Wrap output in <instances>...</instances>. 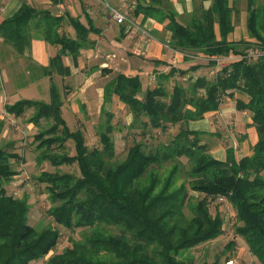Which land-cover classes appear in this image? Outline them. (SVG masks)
Segmentation results:
<instances>
[{"label": "trees", "instance_id": "16d2710c", "mask_svg": "<svg viewBox=\"0 0 264 264\" xmlns=\"http://www.w3.org/2000/svg\"><path fill=\"white\" fill-rule=\"evenodd\" d=\"M80 1L86 23L78 15L53 13L26 0L0 22L1 42L19 56L31 59L34 36L57 47L47 65L30 68L32 77H50L49 102L21 98L4 104L7 114L21 116L30 111L26 120L38 128L33 139L49 149L41 151V161L52 165L75 162L78 166L79 175L42 171L36 176L45 184L51 202L48 212L54 223L79 228L81 233L61 252L49 255L47 264H187L189 249L224 233L221 211L217 206L210 211L209 204L215 200L231 204L234 232L264 264V9L259 8L257 0H246L247 29L253 40L229 41L234 8L229 0H211L209 7L197 9L188 20L180 19L165 0H147L136 7L135 12L140 8L144 16L166 20L170 47L203 54L215 74L211 78H190L186 85L175 82L169 92L161 82L165 77L187 74L201 64L187 69L171 66L144 91L138 75L118 71L105 83L103 97L108 101L116 95L125 104L132 115L130 126L138 124L142 131L179 126L169 143L147 147L138 139L118 160L112 135L113 113L100 109L105 115L98 124L100 146L88 147L83 130L71 129L64 119L63 98L52 79L54 73L70 74L62 61L65 53L75 61L81 48L92 45L89 32L101 31ZM33 23V29L28 30ZM65 23L73 27L74 37L62 30ZM120 31L124 34L123 26ZM254 49L260 54H249ZM217 57L229 58L218 70ZM101 71L108 73L111 69L104 67ZM20 85L24 83L20 81ZM226 98L234 101L237 110L249 112L246 125L253 128L256 139L249 143V153L237 158L233 147H228L225 157L218 159L208 152L200 131L186 125L217 111ZM43 119L45 126L41 125ZM2 128L0 119V132ZM67 140L73 143L74 154L65 151ZM12 146L11 140L0 146V264H31L54 250L60 232L55 226L37 228L29 224V204L8 193L5 183L18 173L11 160L19 155ZM183 156L186 163L179 161ZM166 161L171 166L160 180L157 169ZM182 172L185 178L174 187L177 174ZM146 175L148 182L140 184ZM190 191L199 193L194 202ZM232 243L230 240L228 245ZM201 264H219V259Z\"/></svg>", "mask_w": 264, "mask_h": 264}, {"label": "rangeland", "instance_id": "374dc122", "mask_svg": "<svg viewBox=\"0 0 264 264\" xmlns=\"http://www.w3.org/2000/svg\"><path fill=\"white\" fill-rule=\"evenodd\" d=\"M67 2L68 3L66 4L64 0H43L42 3H39L37 0H30V3L36 5V7L47 8L53 13L63 14L66 12L65 10L69 9L73 11L74 9V14L81 15L82 19L85 21L84 15L81 11L80 1L67 0ZM91 2L97 3V5L101 7L100 11H102L103 13H109V17L112 19V25L115 26V31H118V23H116L115 20L111 17L106 2L114 6H117V4L113 0H83L85 8L94 5H89ZM245 2L246 0H235L233 3L231 0L230 4H235V7L237 9H240V7H245ZM257 2L260 5L264 2V0H257ZM58 3L60 4L58 5ZM122 3L126 5V7H123V11L127 12L126 14H131V10L129 8L131 0H121L119 5L121 6ZM1 16L0 22L3 19L1 18ZM34 23L28 27V30L33 29L32 26L34 25ZM68 27L69 24L67 23L65 25H62L61 28L63 31L69 32ZM240 33L242 35H240ZM243 33L244 32H242V27H240L237 28L235 33H233L232 35L235 38H240L243 35L245 36V34ZM143 34L145 36L142 39H148L149 37L151 38L148 31L146 30H137L136 37L138 38L139 35ZM245 38L241 40L249 41V39ZM248 38H250V40H253L250 35L248 36ZM137 42V40H134L130 48L131 51H129V53L135 55L136 53L134 52V50L135 48H137V56L139 55L145 58L143 54H141L143 48L138 45ZM46 43L48 45L46 48H48L49 50L45 49V51H43L44 54L54 53L56 51L53 50L54 45L50 44L47 41ZM141 43L143 45L145 44V42ZM118 45L119 44H117V46ZM118 47L122 48L121 46ZM35 48L40 55L39 45H36ZM124 51L120 50L119 53V55L123 54L120 56L122 59L130 56V54H127L128 51ZM196 55L198 57H194L193 59L202 64V67L198 71H196L195 74H203L209 78L213 77V75L215 74V68L207 64V58L203 54L198 53ZM115 57L120 60L119 56L117 55L109 57L111 65L110 69L113 70V73L119 71L121 63H119V60L116 61ZM134 60L137 61V58ZM228 60L229 59H227V61ZM140 62L147 63L149 65L154 63V61L151 60H145L144 62H142L141 59ZM90 66H92V63H90L89 61H85L83 62L81 67L85 71H87ZM0 67V119L3 121V128L0 132V146L6 142L8 143V141L11 140L13 142V150L16 151L19 155L18 159L11 160L13 167L17 170L18 173L14 175L11 180H8L5 183V187L8 193L17 196L18 198L26 201V203L29 204V224L34 225L37 228H42L45 226H55L59 229L60 236L54 250H51L45 257L31 262V264H47V257L49 255L61 252L65 246L71 245V238L77 239L80 237L81 233L79 228L68 229L60 225L58 226L54 223L52 217L48 212V208L50 207L51 202L48 199V192L44 187L45 184L44 182H39V179L37 180L36 176L41 175L42 171L58 173L70 172L79 175V170L77 163L75 162L72 164L52 165L45 159L41 161V151L43 152L49 149H47L46 147L38 146L37 141L33 139V135L38 130V128L37 126L33 125V123L30 124L26 120L30 111L21 116H15L13 114H7L4 110V104L14 103L16 100L21 98L32 100L38 99L49 102L50 77L48 75H40L38 76L37 80L30 81V78L32 77V71L30 70V68H36L32 59L17 55L10 46L3 44L1 40ZM143 69L145 70V67ZM5 72L8 74L11 81L8 80L7 82H3ZM140 72L141 73L137 75L141 81L143 79L144 86H146V83L150 85L156 84L155 77L157 78V74H154L153 76L152 73L149 72L145 78V74L143 73L144 71L142 72L140 70ZM79 75L81 78L83 77L82 74ZM60 76L61 75H59L58 73H54L52 75V79L56 83L62 98L64 97L65 106H63L62 112L64 119L71 129L77 127L83 128L85 141L88 147L91 148L94 146H100L98 140V124L103 121L105 117L104 113H101V106L98 105L100 97H94L92 99V102L89 104V101L87 99L83 98L79 93L75 92L78 87H81L84 84V81L81 78L74 80L73 78L62 76L66 79H64V81H61L59 78ZM170 77L171 78L166 79V81L163 80V83L166 86V90H168L169 92L171 91L172 86L175 82H181L186 85L189 84L190 80H192L190 79L192 78V75L190 76L185 74H177ZM103 80L107 81L108 78H104ZM20 81L24 83V85L16 86L14 84L15 82ZM68 84H71L74 89L72 94L69 95L68 93H70V91H65L64 93L62 90V88L65 89L66 85ZM61 86L63 87L61 88ZM221 106H225V108L230 109H232V107H235L234 101H232L231 99L228 100V98L224 99V101L221 103ZM107 109L108 110L106 111H111L113 113L112 123L114 124V130L112 132V135L115 141V159L118 160L124 157L127 148L136 140L141 139L147 147L160 145L161 143L166 144L170 142V140L174 137L179 129L178 125H172L166 131H161L159 128H152L150 130L142 131L141 127H139L140 125L138 124L137 126H130L132 122L131 113L129 112L125 104H123L117 98L115 101H112L111 105H109ZM237 111L239 112L240 110ZM244 113L245 114H243V116L246 118L249 117L250 119L249 112L245 111ZM41 122V125H46L44 119L41 120ZM207 125L210 126V132H200V138L207 144L208 152L212 156L217 158H224L226 149L228 147H233L237 158L242 156L243 154H247L250 152L251 147L248 144L243 145V143H247V141H253L255 138H253V136L250 134L248 135L243 127H236L234 118L229 117L228 119L221 121L220 116L214 117L213 115H209L207 119ZM54 149H57V147H55ZM64 149L69 154H74V147L71 140L66 141ZM179 161L180 163H186V157H180ZM170 166V161H166L160 164V167L157 169L158 175L161 177L160 180H162V177L168 172ZM184 178L185 175L183 172L177 174L176 182L173 183V186L175 187L176 185L180 184ZM148 179L149 175H146L140 180V184H146L148 182ZM189 193L191 194V202H194L199 193L194 191H190ZM209 206L211 212H213L215 206H217L221 211L222 216L225 218L224 233L213 240L201 243L196 247L189 249L186 252V257H188L187 264H201V262L203 261L211 262L215 258L219 259V264H226V261L231 258L234 260V264H260L255 256L250 253L244 240L233 230V223L231 222L234 219L235 213L231 204L224 201L217 202L215 200L210 202ZM230 240H232L233 243L231 245H228V242Z\"/></svg>", "mask_w": 264, "mask_h": 264}, {"label": "crops", "instance_id": "0c3cea01", "mask_svg": "<svg viewBox=\"0 0 264 264\" xmlns=\"http://www.w3.org/2000/svg\"><path fill=\"white\" fill-rule=\"evenodd\" d=\"M26 1L30 3V0H26ZM37 1L39 3H42L43 0H37ZM59 1H63V0H59ZM113 1L117 4V6H115L117 8L123 9V7H126V5L123 3L121 4V6L119 5L121 0H113ZM145 1L147 0H131V4L129 7L131 10V14H126L128 17V21L122 24H117L118 31H115V26L112 25V19L109 17V13L107 14V13H103L102 11H100L101 7H99L97 3L91 2L89 5L91 4H94V5L92 6L88 5L89 7L86 8V11L91 17V19L93 20L94 25L98 27L99 29H101V31L98 34L89 32L88 39L92 41V45H90L89 47L81 48L79 55L77 56L75 61L73 60L72 55L69 52L63 55L62 61H63V64L68 66L70 69V74L66 75L65 77L73 78L74 80H77L81 78L79 74L83 75L81 79L84 81V84L81 87H78L75 90V92L79 93L83 98L87 99L89 101V104L92 102V99L94 97H100L98 105L101 106L100 108L108 110L107 109L108 106L111 105L112 101H115L117 98L116 95H113L112 98L107 101V100H104V97H103V88H104L105 83H107L118 72L117 71L113 73V70H111L108 73H103V71H101V69L104 67L111 68L110 61H109L110 59L108 58V56H110L111 54L117 55L120 58L119 60L118 58L115 57L116 61L119 60V63L121 62L119 71H122L130 75H137V74L139 75L141 73L140 72L141 70L142 72L144 71L143 73L145 74V78L149 72H151L153 76L154 74H157V78L158 77L160 78V75L166 74L169 71L171 66H173L176 69H187L191 65L198 63L195 59L192 58L194 56L198 57L196 55L198 53L190 52L191 54L189 53V55H181V52L178 53L172 47H170L169 40L171 37V32L165 27L166 20L163 22H160L156 20V18H153L151 16H144L143 14L144 10L140 8H139V11L135 12L136 7H138L140 3L143 4ZM229 1L231 3V0ZM234 1L235 0H232L233 3ZM21 2L22 0H0V5L3 4L1 5L3 7V11L0 12V16L2 15L1 18L9 16L13 12H15ZM64 2L66 4L68 3L67 0H64ZM165 2H168L170 7H172L177 12L178 17L180 19L183 18L187 20L191 19L192 16H194L197 9L207 8L211 4V0H165ZM30 4L36 7V5L32 3ZM59 4L60 3H58V5ZM80 4H81V1H80ZM233 5H234L233 14H232V25L233 26H232L231 32L227 36V39L229 41H239L247 37L245 39L250 40V38H248L250 34L247 29V18H248L247 1L245 2V7H240V9H237L235 7V4ZM37 8H40V7H37ZM259 8L261 10L264 9V2L260 4ZM65 11L69 12L73 16L78 15V14H74L75 12L74 9L73 11L69 9ZM78 16L82 23H86L85 16H84L85 21L82 19L81 15H78ZM122 26L124 27V34H122V31H120V28ZM240 27H242V32H244L243 34H245V36L243 35L240 38L233 37L232 34L235 33L236 29ZM137 30L139 31L146 30L151 36V38L149 37L144 45L140 41L141 40L140 35L138 36V38L136 37ZM215 30L216 32H218L217 24L215 25ZM68 31L70 33L69 32H66V33L69 36L74 37L75 32L72 26L69 25ZM240 35L242 34L240 33ZM134 40H137L138 41L137 44L143 48V50L141 51L142 52L141 54H143L145 58L139 55L137 56V52H138V50H136L137 48H135L134 50V52L136 53L135 55L129 53V51H131L130 48ZM114 43L119 44L118 46H121L122 48H119L117 44L115 45ZM36 45H39L40 55L38 54V51L35 48ZM47 46L48 45L45 39L36 37V36L32 37L31 42H30L29 52H30L31 59L35 65H47L49 62V59L52 56H54V54L56 53L55 51L52 54H47V53L44 54L43 51H45V49L49 50L48 48H46ZM123 48L124 50L128 51L127 52L128 55L130 54V56H127V58H124V59L120 57L123 54L119 55L120 50L124 51ZM53 50H57V47L54 46ZM110 52H113V53H110ZM173 57H175V63L171 62V59ZM136 58H137V61L134 60ZM140 59L142 60V62H144L145 60L147 61L151 60V61H154V63H152L151 65L147 63H141ZM85 61H89L90 63H92V66H90L87 71H85L81 67L83 62ZM144 67H145V70L143 69ZM201 67H202V64L195 71H189L185 75H190V76L192 75V78H195L198 75H203V74H195V72L198 71ZM4 74L5 76H4L3 82L4 81L7 82L8 80H10V78L6 72ZM65 77L60 76L59 78L61 81H64V79H66ZM104 78H108V80L105 81L103 80ZM157 78L155 77L156 81H157ZM165 78L168 79L171 77H165ZM37 79L38 77L36 78L32 77L30 78V81H33V80L35 81ZM166 79L164 81H166ZM140 82L142 86V91H144L147 87H151L155 85V84L150 85L146 83V86H144L143 79L142 81L140 80ZM14 84L16 86H20V82H15ZM62 87L63 86H61V88ZM62 90L64 93L65 91H70L68 95L72 94V92L74 91L73 86H71V84L66 85V88L65 89L62 88ZM64 104L65 102H64V97H63V104L61 107L62 112H63V106H65ZM244 112L245 111L238 112L235 107H232V109H230V108H225V106H221L217 111L207 112L204 114L202 118L189 121L186 126H188L189 129L198 130L201 133L210 132L211 130L210 126L207 125V119L209 115H213L214 117L220 116L221 121L226 120L229 117H232L234 118V123L236 127L238 128L243 127V129H245V132H247L248 135L250 134L253 136V138H255L256 136L253 131V128L248 127L246 125V123L249 121V117L247 118L244 117L243 116V114H245ZM81 129L83 130V128ZM241 132H242V129H241ZM253 141H247V143H243V145L245 144L249 145V143L251 144ZM218 159H223V158H218Z\"/></svg>", "mask_w": 264, "mask_h": 264}, {"label": "built area", "instance_id": "2783aa9c", "mask_svg": "<svg viewBox=\"0 0 264 264\" xmlns=\"http://www.w3.org/2000/svg\"><path fill=\"white\" fill-rule=\"evenodd\" d=\"M106 5L108 6V9L110 11L111 17L115 20L116 23L122 24V23L128 21V17L126 15V12L123 11L122 8L121 9L117 8V7L109 4L108 2H106ZM2 11H3V7L0 6V12H2ZM142 31H144V30H142ZM144 36H145L144 34L140 35V39H141L140 41L141 42H146L148 40L147 38L142 39ZM136 50H138V49H136ZM175 51H177L178 53L181 52V51H178V50H175ZM249 54H251V55H259L260 53H259V51L257 49H254V50H250ZM181 55H189V53L181 52ZM110 56H115V55L111 54ZM110 56H108V58ZM194 57H196V56H194ZM194 57H192V58H194ZM227 59H229V58H227V57H217V59H216V61H217L216 70L220 69L223 65H226L227 62H228ZM171 62H175V57H173L171 59ZM0 73H1V67H0ZM219 199L222 200V197H219ZM233 262H234L233 259L226 261L227 264H232Z\"/></svg>", "mask_w": 264, "mask_h": 264}]
</instances>
